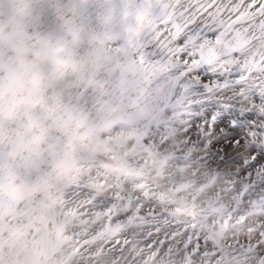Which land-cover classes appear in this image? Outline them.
<instances>
[{"label":"rangeland","instance_id":"rangeland-1","mask_svg":"<svg viewBox=\"0 0 264 264\" xmlns=\"http://www.w3.org/2000/svg\"><path fill=\"white\" fill-rule=\"evenodd\" d=\"M165 2L0 0V264H95L121 225L113 264H264V77L183 88Z\"/></svg>","mask_w":264,"mask_h":264},{"label":"snow or ice","instance_id":"snow-or-ice-1","mask_svg":"<svg viewBox=\"0 0 264 264\" xmlns=\"http://www.w3.org/2000/svg\"><path fill=\"white\" fill-rule=\"evenodd\" d=\"M155 7V20L165 25L155 47L181 77L196 73L183 88L210 95L264 77V0H166ZM205 75L213 84L201 82Z\"/></svg>","mask_w":264,"mask_h":264},{"label":"built area","instance_id":"built-area-1","mask_svg":"<svg viewBox=\"0 0 264 264\" xmlns=\"http://www.w3.org/2000/svg\"><path fill=\"white\" fill-rule=\"evenodd\" d=\"M135 225V224H134ZM98 228L100 229H103V228H111V227H106L104 225L103 222H96V223H93V221L88 225V228H87V234H88V231H90L91 234H94L95 230L96 231H99ZM122 229L123 231L122 232H119V230ZM129 230H131L129 232ZM124 231H128L129 233L131 232H134V230H132L131 228L129 229L128 226H124V225H121V227L117 228V229H114V230H109V231H106L104 233H102L99 237V242L96 241L95 243V248L96 249H99L97 254L94 255L93 257H91V261L94 262L95 264H106V261L108 260L110 262V264H113V261H110L111 258L113 257V254L115 252H112V250H110L106 255H101V257L99 256V253L100 251H102V254H104L106 252L105 248H107L108 244L107 242L109 240H112V239H117L119 240L118 237H124V236H121L119 235L120 233H124ZM119 233V234H118ZM114 240H112L109 244L111 245L110 247H116L117 246V242H114ZM116 264V262L114 263ZM126 264H142V262H140L139 260H136L135 257H132L131 259H129Z\"/></svg>","mask_w":264,"mask_h":264},{"label":"bare ground","instance_id":"bare-ground-1","mask_svg":"<svg viewBox=\"0 0 264 264\" xmlns=\"http://www.w3.org/2000/svg\"><path fill=\"white\" fill-rule=\"evenodd\" d=\"M255 127H256V126H255ZM239 130H242V129L240 128ZM242 131H243V130H242ZM220 153H221V152H220ZM228 156H229V155H228ZM259 161H260V160H259ZM237 189H238V188H237ZM165 208H166V207H165ZM135 217H136V218H139L138 216H135ZM263 218H264V217H263ZM246 221H247V220H246ZM219 238H220V237H219ZM111 245H112V244H111ZM111 245H110V246H111ZM129 245H130V244H129ZM110 246L107 248V251H110V250H112V249L114 248L113 246H112V247H110ZM130 246H131V245H130ZM127 260H128V259H127Z\"/></svg>","mask_w":264,"mask_h":264}]
</instances>
